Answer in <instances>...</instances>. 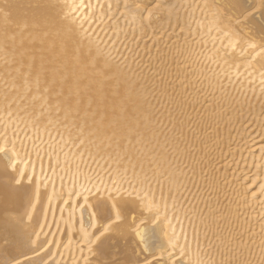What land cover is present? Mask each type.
Instances as JSON below:
<instances>
[{"label":"bare ground","instance_id":"1","mask_svg":"<svg viewBox=\"0 0 264 264\" xmlns=\"http://www.w3.org/2000/svg\"><path fill=\"white\" fill-rule=\"evenodd\" d=\"M87 1L0 0V114L37 134L58 135L60 147L71 145L68 157L106 158L119 183L112 186L110 175L104 176L91 187L96 192L80 196L78 189L80 195L72 198L71 186L79 188L84 177L77 163L57 165V154L49 150L45 159L31 160L28 155L25 167L15 143L9 147L1 143L0 264H264V253L256 258L253 251L258 252V245L249 243L247 222L240 224L245 241L236 244L234 239L238 254H232L223 244L209 241L217 223L202 218L205 211L198 202L187 208L189 214L184 213V205L192 204L195 197H190V190L174 195L179 192L177 181H190L185 172L194 159L187 153L189 143L198 145L199 155L207 154L206 141L198 136L195 140V134L204 133L211 124L198 125L192 133L188 127L193 119L184 113L178 117L180 112L176 115L168 108L172 100L159 116L153 108L158 100L146 85L148 76L139 74L132 63L125 66L115 60L106 44L73 15L72 9ZM127 1L136 7L145 5L148 18L162 15L147 25L148 33L171 20L187 25L185 30L196 37L206 33L217 69L232 79L236 74L240 79L258 78L264 86V0H156L151 7V0ZM91 6L87 2L85 10ZM187 45L184 40L178 51L170 50L168 59L185 55ZM180 63L164 67L163 74L176 69L167 77L177 78L173 84L177 83L183 99L194 90V81L189 66ZM195 100L183 99L176 106L198 107ZM220 106L212 101L206 109L213 125ZM230 116L234 120L237 113ZM169 127L172 132L165 131ZM214 129L216 145L228 147L231 130ZM174 136L187 147L180 150ZM179 153L186 163L182 170ZM42 166H50L54 174L59 166L69 167L73 180L54 179V185L41 181L40 169L35 175L33 171ZM202 168L197 164L193 171ZM149 172L153 175L148 177ZM195 183L191 180L187 188L192 190ZM238 204L227 209L231 217L239 215Z\"/></svg>","mask_w":264,"mask_h":264},{"label":"rangeland","instance_id":"2","mask_svg":"<svg viewBox=\"0 0 264 264\" xmlns=\"http://www.w3.org/2000/svg\"><path fill=\"white\" fill-rule=\"evenodd\" d=\"M87 2H91L92 6L85 10ZM87 2L83 5L74 7V9H72L73 15L78 18L84 27L90 29L94 36H98L106 44V51H108L115 60L124 63L125 66L128 63H132V65L136 66L134 69L137 68L139 74L148 76L146 85L150 86L153 96L158 100L153 106L158 112V115H162V112L166 110L165 104L172 100V102H168V108L176 110L174 111L176 115L180 112L178 117L187 114V116L190 117V121L193 119L192 123H189L190 127H188V129L195 134L196 130H199L197 128L198 125L201 127H203V124L205 127V123L213 125V123H211L213 121L207 119L208 113L206 112L207 107L212 101L218 102L221 106L223 105L222 107L220 106L221 109L218 108L217 111L215 110L214 112V115H219V117L217 116L218 119L216 117L214 120L217 123L207 127L208 129H205L204 133L203 131H197L195 134V140H199L197 139L199 137L201 141H206L205 152L207 151V154L205 157L199 155V152H197L198 145H194V143H189L188 146L187 153H190L192 157L194 156V159H190V165L186 166L184 158L181 157V153L177 155L181 170L186 166L185 172L188 173L187 177L190 178V181L195 180L196 183L191 190V188H187L191 187L189 186L190 181L188 179L187 181L185 179H179L177 181L179 192H174V195L179 196L180 194L184 195L191 192L190 197H195V201L192 204L187 203L184 205V213L189 214V209L187 210V208L193 207V205H196L195 202H198L197 207L203 208L205 211L202 218H206V220L210 218L212 220L214 219V225L215 223L217 224L215 225L216 229L214 234L209 239L212 243L216 242L217 244H223L224 247L231 250L232 254H238L235 249L237 241H245V236L241 235L244 233V229L240 227V224L242 222H247V229L251 228L250 237L252 238L249 243L258 245V252L255 253V251H253L254 254H256L255 257L257 258L259 254H263L264 86L259 82L260 79L255 77L253 79L248 78V80H246V78L240 79V74L234 76L235 80L232 79L233 77H226V72L223 74L221 68H216V58L213 59L209 55L211 51L210 48L213 46H210L211 38L206 33L202 36H194L190 31L185 30V26L187 25H177L171 20L165 24L158 25L157 28L154 29V34L148 33L146 30L147 25H153L160 20L159 17H162V15L158 18H148L147 7L145 5H138L139 7H136L133 2L127 0H88ZM149 3V7L154 6L156 0H151ZM213 29L212 31H214ZM207 36L210 39H208ZM184 40L187 41L190 49L185 51V55L183 54L182 56L169 60L167 55L168 52L172 49L178 51L177 48L184 43ZM213 48L214 47H212V49ZM177 60L181 62L180 65L189 66L188 69L193 74L194 90H188L187 98L184 96L186 99L184 97L183 99L191 103L193 102L192 100L196 99L195 101L198 107L196 105L193 106L194 108L189 107V105H186V108L181 107V105H178V107L176 106L179 101L183 100L182 97L181 99L179 98L182 92L179 93V91H181L179 88L177 90L179 86L175 87L177 83L173 84L174 82H178L177 78L174 76L173 78L167 77L170 72L174 75L176 69L164 75L163 68L174 65ZM219 77L220 80L217 79ZM245 77L248 76L246 75ZM230 79L233 80L232 84L228 83ZM164 82L169 85L167 86ZM184 108L186 111L188 110V113L185 112ZM194 111L196 112L195 115ZM223 112L225 113L223 114ZM232 113H237L238 119L236 118L233 120V117L231 118L230 116ZM189 114L197 118H193ZM199 114L203 115L200 116ZM220 115L222 116L220 117ZM223 117L226 119H223ZM201 118L204 120L203 123ZM180 121H182V119H180ZM229 122L230 124H228ZM215 126L216 129H221L223 127L231 130V134L228 135L230 139L228 147L222 148L216 145L213 140ZM170 127L165 131L172 132ZM198 133L201 135H198ZM175 134L176 131L173 132V135ZM180 135L181 133L178 134V136ZM175 138L176 139L173 141L175 144L179 145L180 150L187 147L184 141L182 142V140L179 141L177 137ZM59 139L60 137L54 133L51 135L37 134L35 131H31L24 127L21 123L14 121L12 117L8 118L7 115L0 114V144L4 143L9 147L15 143L14 149L23 155V160H21V162H23L22 164L25 163L27 165V163H29L27 159L28 157L30 158V156L31 160L35 157L37 160L42 158L45 159L47 157V152L51 150L57 154V165H61L63 162L67 161L68 165L77 163L81 167L84 177L86 176L87 179L84 177L80 178V184L78 183L79 188H74L75 184L72 186L69 185L74 191L72 193V198L76 195L75 193L78 192V189H80L79 193L81 192V195L79 193L77 194L80 196H82V194L84 196L88 192H96L94 189L92 191L91 187L96 186V180L99 179L102 181L105 179L106 177L104 176L110 175L112 186L113 183H119V181L116 180L117 178L113 177L116 174L114 171L115 169L110 167L109 163L105 162L106 158L99 157V160H96V158L87 159V155H85L84 158H80L78 155L68 157L67 151L71 145L60 147ZM76 147H78V143L74 145V148ZM219 150L222 151L221 156L217 154ZM156 158L157 155H155L154 159ZM199 159L200 161H198ZM201 161H203L204 164ZM104 164H106V166ZM197 164H202L203 168L199 170L198 173H194V166ZM174 166L175 164H173V167ZM41 168H43V170ZM41 168L35 167L36 172L33 171L35 175V173L37 174V169H40L39 173L40 171L41 173L39 176L40 179H42L41 181L49 182L50 184L53 182L52 185H54V179L56 181L62 178L65 182H72L73 180L74 171L72 172L69 167L61 168V166H59L57 167L58 171L57 169L53 170L55 174L52 173V168L50 166L48 167L49 170L47 167L44 168V166ZM219 168L221 171H219ZM56 172H59L57 173L59 177L56 176ZM177 172L179 173L180 171L177 170ZM117 175H120V173ZM152 175L153 173L149 172L148 177ZM164 177L167 178L168 175ZM30 178H32V176H29V179ZM216 183L217 186L218 184L220 186L217 187ZM171 190H173V188H171ZM219 197L221 198L217 200ZM238 202H241V205H239ZM232 204L239 205V215L231 217L232 215L227 213V209ZM192 214L193 213H191L190 216ZM208 223H211L210 220ZM219 233L221 236L224 235L222 237L228 240L220 239L221 236H219ZM230 237H232V241ZM234 239L236 240L235 245L232 244ZM62 242L63 241H61V243ZM259 244L262 246H259Z\"/></svg>","mask_w":264,"mask_h":264}]
</instances>
